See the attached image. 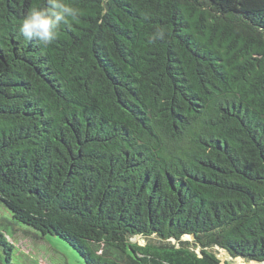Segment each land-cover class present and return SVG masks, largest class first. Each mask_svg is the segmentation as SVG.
<instances>
[{
  "label": "trees",
  "instance_id": "trees-1",
  "mask_svg": "<svg viewBox=\"0 0 264 264\" xmlns=\"http://www.w3.org/2000/svg\"><path fill=\"white\" fill-rule=\"evenodd\" d=\"M65 2L45 47L0 0V201L87 264L264 263V0Z\"/></svg>",
  "mask_w": 264,
  "mask_h": 264
},
{
  "label": "rangeland",
  "instance_id": "rangeland-1",
  "mask_svg": "<svg viewBox=\"0 0 264 264\" xmlns=\"http://www.w3.org/2000/svg\"><path fill=\"white\" fill-rule=\"evenodd\" d=\"M0 232L10 243L9 253L12 264H87L80 253L63 237L46 233L19 221L13 211L0 201ZM183 239L190 240L185 236ZM145 244L146 239H135ZM0 244V264H8ZM222 261L234 264H264L257 261H246L241 257H231L225 250L216 249Z\"/></svg>",
  "mask_w": 264,
  "mask_h": 264
},
{
  "label": "clouds",
  "instance_id": "clouds-1",
  "mask_svg": "<svg viewBox=\"0 0 264 264\" xmlns=\"http://www.w3.org/2000/svg\"><path fill=\"white\" fill-rule=\"evenodd\" d=\"M80 9L65 0H45L42 7L31 9L20 21L18 34L27 42L45 47L57 41L64 26L79 19Z\"/></svg>",
  "mask_w": 264,
  "mask_h": 264
}]
</instances>
